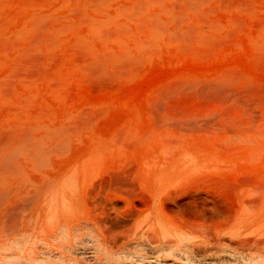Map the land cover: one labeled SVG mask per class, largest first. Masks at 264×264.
Instances as JSON below:
<instances>
[{"label": "rangeland", "instance_id": "rangeland-1", "mask_svg": "<svg viewBox=\"0 0 264 264\" xmlns=\"http://www.w3.org/2000/svg\"><path fill=\"white\" fill-rule=\"evenodd\" d=\"M0 264H264V0H0Z\"/></svg>", "mask_w": 264, "mask_h": 264}, {"label": "bare ground", "instance_id": "bare-ground-1", "mask_svg": "<svg viewBox=\"0 0 264 264\" xmlns=\"http://www.w3.org/2000/svg\"><path fill=\"white\" fill-rule=\"evenodd\" d=\"M227 185V184H226ZM231 186V185H230ZM230 189V188H229ZM191 207V206H190ZM207 208V207H206ZM235 208V207H234ZM206 210V209H205ZM205 210H203V211H205ZM206 213V212H205Z\"/></svg>", "mask_w": 264, "mask_h": 264}]
</instances>
